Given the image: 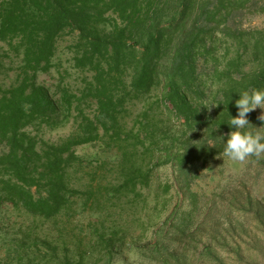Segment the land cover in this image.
<instances>
[{
  "label": "trees",
  "instance_id": "16d2710c",
  "mask_svg": "<svg viewBox=\"0 0 264 264\" xmlns=\"http://www.w3.org/2000/svg\"><path fill=\"white\" fill-rule=\"evenodd\" d=\"M255 14L0 0V264H264V155L229 175L222 157L239 92L264 89Z\"/></svg>",
  "mask_w": 264,
  "mask_h": 264
},
{
  "label": "clouds",
  "instance_id": "9594fccd",
  "mask_svg": "<svg viewBox=\"0 0 264 264\" xmlns=\"http://www.w3.org/2000/svg\"><path fill=\"white\" fill-rule=\"evenodd\" d=\"M219 104L221 103H213L212 105L218 106ZM235 105L238 108V114L235 116L230 114L231 119L227 121L234 130L226 134L227 139L224 143L222 157L235 162H243L249 156L260 157L264 155V133L253 131L248 127L253 124L247 115L258 107L264 109V89L252 88L239 92V98L235 100ZM259 119L264 121V111L261 112ZM258 128H264V126Z\"/></svg>",
  "mask_w": 264,
  "mask_h": 264
},
{
  "label": "rangeland",
  "instance_id": "374dc122",
  "mask_svg": "<svg viewBox=\"0 0 264 264\" xmlns=\"http://www.w3.org/2000/svg\"><path fill=\"white\" fill-rule=\"evenodd\" d=\"M245 25H252V26H260V27H264V14H255L253 16H250L246 22ZM13 75V73H11ZM58 80V73L55 72V70L51 73V75L43 73L40 75V81H46L47 84H53L54 82H56ZM7 81H10L9 79H7ZM255 113H257L258 115L261 114L262 111H264V109H260L259 107L255 110H252ZM69 128H61L58 130H54L52 132H47L46 133V138H50L51 140H59L62 138V136L68 134L69 132ZM81 150V148H80ZM226 167H227V175H229L228 173H230V171H234L233 173L239 171V168L242 167V163L240 162H235L232 160H227L225 162ZM221 166H219L218 164H215V166L213 165V168L209 169V174L214 175L220 168ZM208 183H204L205 188H208V184L209 187L211 186V183H213V180H208ZM258 188V194L263 197L264 199V181H261L259 183V185L257 186Z\"/></svg>",
  "mask_w": 264,
  "mask_h": 264
}]
</instances>
